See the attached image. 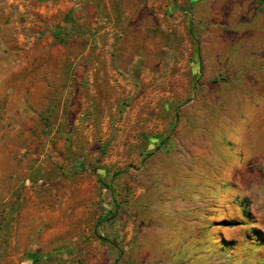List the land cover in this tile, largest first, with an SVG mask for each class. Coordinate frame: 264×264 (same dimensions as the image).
<instances>
[{
    "label": "rangeland",
    "instance_id": "obj_1",
    "mask_svg": "<svg viewBox=\"0 0 264 264\" xmlns=\"http://www.w3.org/2000/svg\"><path fill=\"white\" fill-rule=\"evenodd\" d=\"M0 264H264V0H0Z\"/></svg>",
    "mask_w": 264,
    "mask_h": 264
}]
</instances>
